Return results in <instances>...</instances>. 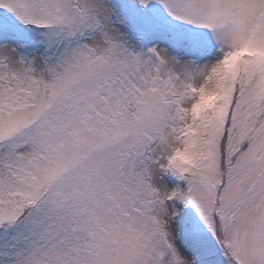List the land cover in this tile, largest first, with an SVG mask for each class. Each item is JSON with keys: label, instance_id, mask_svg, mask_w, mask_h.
Segmentation results:
<instances>
[{"label": "snow or ice", "instance_id": "snow-or-ice-1", "mask_svg": "<svg viewBox=\"0 0 264 264\" xmlns=\"http://www.w3.org/2000/svg\"><path fill=\"white\" fill-rule=\"evenodd\" d=\"M0 264H264V0H0Z\"/></svg>", "mask_w": 264, "mask_h": 264}]
</instances>
